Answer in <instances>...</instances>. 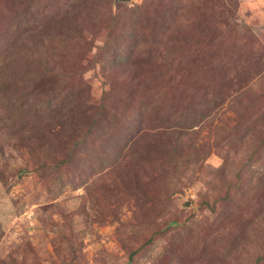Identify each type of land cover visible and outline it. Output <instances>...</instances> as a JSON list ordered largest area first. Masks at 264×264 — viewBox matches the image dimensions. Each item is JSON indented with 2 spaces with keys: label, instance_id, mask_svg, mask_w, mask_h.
Returning <instances> with one entry per match:
<instances>
[{
  "label": "rangeland",
  "instance_id": "1",
  "mask_svg": "<svg viewBox=\"0 0 264 264\" xmlns=\"http://www.w3.org/2000/svg\"><path fill=\"white\" fill-rule=\"evenodd\" d=\"M165 131L182 135L184 159L155 149ZM136 174L157 179L141 194H172L158 220L152 202L130 220ZM262 253L264 0H0V264Z\"/></svg>",
  "mask_w": 264,
  "mask_h": 264
},
{
  "label": "trees",
  "instance_id": "2",
  "mask_svg": "<svg viewBox=\"0 0 264 264\" xmlns=\"http://www.w3.org/2000/svg\"><path fill=\"white\" fill-rule=\"evenodd\" d=\"M224 4V3H223ZM223 4H222V6H221V9L224 11V12H226L225 14L226 15H228V18H227V21H226V23L225 22H223L222 23V25L224 26V27H226L229 23L232 25V21L234 20V16H235V11L237 10V2H235L234 4H236L235 5V8H234V10L233 9H228L227 7H225V6H223ZM229 28V27H228ZM228 28H226V29H228ZM12 31L13 32H10L9 31V34L11 35V39H13L14 37H15V31H14V29H12ZM15 34V35H14ZM3 41V40H2ZM6 41H9V47H10V44L12 43V42H10V41H13V40H6ZM3 45V44H2ZM3 47V46H2ZM47 60V59H46ZM52 77V76H51ZM53 78V77H52ZM56 98V96H54V98L53 99H55ZM18 103V102H17ZM107 104H110L109 102H107V101H103L102 102V104L100 105V106H102V107H104V106H107ZM198 108L200 109V110H203L204 108H203V106H201V105H198ZM35 109H36V106H35ZM35 115H36V117H38L40 120L42 119V118H44V119H46L47 118V113L45 112V111H41V110H38V107H37V109L35 110ZM99 122H100V117H99V115H97V121L95 122V124L94 125H92L91 126V129H92V133L99 127ZM38 123H40L41 124V122H38ZM123 126L122 127H120V129H123L124 127H125V124H127L126 122H124V119H123ZM39 125V124H38ZM136 125V124H135ZM138 128H140V126H137ZM147 128H141V129H139V132H142V131H144V137L147 139L148 138V134H147ZM98 131V130H97ZM113 132H115V131H113ZM166 132V133H165ZM165 132H162V133H160L159 135H162L161 137H163L164 138V140H165V142H161V143H158V145L156 144V148L155 149H157V146H159L160 147V151H161V153L162 154H166V153H168V151H169V148H170V150H171V153H175L176 155H177V157H179V158H181V159H184L185 158V154H184V152H183V150H182V148H181V144H180V141L181 140H183L184 138L182 137V135H180V134H178V133H175V132H173V133H170V132H168V131H165ZM98 135H100L101 136V134H98ZM84 138H85V136H83V137H81L80 139H78V141L77 142H75L74 143V146L72 147V153H74L75 151H76V153L79 151V148H80V146L78 147V145L80 144V143H82V141L84 140ZM142 139H140V141H141ZM150 141H153V142H155V140H153V139H150ZM134 145L135 146H139V142H134ZM77 147H78V149H77ZM146 150H147V148H145ZM148 151V150H147ZM164 151V152H163ZM194 149H192V154H191V152H190V155H193L194 153ZM204 158L206 157V156H203ZM66 162H68V160H66V161H64V162H61L62 164H64V163H66ZM61 163L60 162H57V163H55L54 164V167H58V168H60L61 167ZM140 167L142 168V169H146L147 167L145 166V163H142V162H140ZM166 168V167H165ZM143 171L144 170H141V173H143ZM145 178H147L148 180H146ZM145 178H143V177H141L140 176V174H136V177H135V181H136V183H137V187H136V189H138V192H137V194H136V196H137V198H139V199H141L142 201H144L143 203H141L140 204V208H137L135 211H134V216H132L131 218H130V220H136V219H138V217H140L141 216V214H142V211H143V208L145 207V206H147V205H149V204H151V202L152 203H155V204H158V205H160L161 206V210H158V214H157V216L155 215V219H159L158 217L160 216V215H163L164 214V212L166 211V209H167V207H168V205L169 204H171V202H172V194L170 195V194H164V196L163 197H161V198H159V199H155V200H152V198H150V196H147L146 194H141V185L142 184H148V185H150V186H156L157 185V179L155 180V179H153V178H150V177H145ZM159 181V180H158ZM230 189H232V188H230ZM137 191V190H136ZM231 191H233V190H230L229 191V193H227V191H226V193H225V195L224 196H220V198H221V200H223V201H225V199H228V200H230V196H231ZM208 208H210V209H212V211L213 210H215V207H216V204L214 203V204H210V203H208V202H206V204H205ZM157 217V218H156ZM128 223H131L130 221H128ZM136 223H138L137 221H136ZM175 224H177V221L176 220H173V221H171V226L169 227V228H172ZM168 229V228H167ZM162 233H165V232H162L160 229H158L157 231H156V234H162ZM153 241V239L152 238H149V240H147L142 246H139L138 248H136L133 252H131L130 254H129V257H130V259H129V261L131 262H133V260L135 259V256H137V255H139L140 253H141V249H143L144 248V246L146 245V243L148 242V243H150V242H152ZM264 263V253H262V254H260L258 257H257V259H256V261H255V263L254 264H263ZM71 264H75V263H72L71 262Z\"/></svg>",
  "mask_w": 264,
  "mask_h": 264
},
{
  "label": "water",
  "instance_id": "3",
  "mask_svg": "<svg viewBox=\"0 0 264 264\" xmlns=\"http://www.w3.org/2000/svg\"><path fill=\"white\" fill-rule=\"evenodd\" d=\"M127 1H130V0H116V3L127 2Z\"/></svg>",
  "mask_w": 264,
  "mask_h": 264
}]
</instances>
